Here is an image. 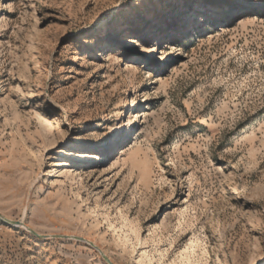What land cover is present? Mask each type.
<instances>
[{"label":"rangeland","instance_id":"obj_1","mask_svg":"<svg viewBox=\"0 0 264 264\" xmlns=\"http://www.w3.org/2000/svg\"><path fill=\"white\" fill-rule=\"evenodd\" d=\"M0 215V264H264V0H0Z\"/></svg>","mask_w":264,"mask_h":264},{"label":"water","instance_id":"obj_2","mask_svg":"<svg viewBox=\"0 0 264 264\" xmlns=\"http://www.w3.org/2000/svg\"><path fill=\"white\" fill-rule=\"evenodd\" d=\"M0 219L2 220V221H4V222H7V223H11V224H14V225H24V222L22 221V220H11V219H7V218H5V217H3V216H1L0 215ZM32 231V230H31ZM34 233H36L35 231H33ZM37 234V233H36ZM65 237H73V236H65ZM106 257V259H107V261L110 263V264H114L113 263V261L109 258V257H107V256H105Z\"/></svg>","mask_w":264,"mask_h":264},{"label":"bare ground","instance_id":"obj_3","mask_svg":"<svg viewBox=\"0 0 264 264\" xmlns=\"http://www.w3.org/2000/svg\"><path fill=\"white\" fill-rule=\"evenodd\" d=\"M25 224V223H24ZM21 226H23V225H21Z\"/></svg>","mask_w":264,"mask_h":264}]
</instances>
